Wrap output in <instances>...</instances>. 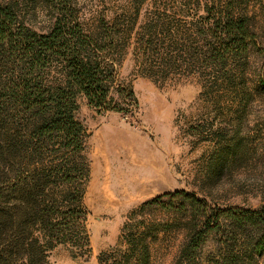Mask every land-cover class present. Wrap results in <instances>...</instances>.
Here are the masks:
<instances>
[{"label": "rangeland", "instance_id": "1", "mask_svg": "<svg viewBox=\"0 0 264 264\" xmlns=\"http://www.w3.org/2000/svg\"><path fill=\"white\" fill-rule=\"evenodd\" d=\"M3 1L15 3L37 30H48L55 17L66 13L101 31L116 18L117 27L130 33L122 47L112 48V105L125 112L99 109L82 93L76 97V117L87 132L90 172L83 201L91 250L79 256L59 245L49 253V264H100L101 255L122 240L133 212L157 196L162 204L139 216L156 227L150 264H173L186 227L204 217L189 206L186 195L210 208H264V0H234L256 37L246 58L230 61L228 68L240 78L229 84L208 81L204 64L190 59L188 51L181 58L185 61L148 58L137 41L150 33L161 36L163 18L175 43L169 48L186 51L181 33L226 0ZM131 90L136 103L130 95L124 100ZM178 191L184 195L171 196ZM214 253L210 242L203 260Z\"/></svg>", "mask_w": 264, "mask_h": 264}, {"label": "trees", "instance_id": "2", "mask_svg": "<svg viewBox=\"0 0 264 264\" xmlns=\"http://www.w3.org/2000/svg\"><path fill=\"white\" fill-rule=\"evenodd\" d=\"M234 2L221 1L181 33L186 51L169 48L175 43L161 18V36L138 37L142 56L177 61L188 51L190 59L202 61L208 81L236 83L240 77L229 63L247 57L256 33ZM77 17L63 13L42 31L21 17L15 3L0 2V264H49L59 245L79 256L91 250L83 201L90 172L87 132L76 117V97L82 93L99 109L125 112L112 105V48L122 47L130 33L117 27L116 18L101 31ZM128 96L136 103L132 90L124 100ZM161 198L133 212L122 240L101 255L100 264H150L156 227L139 216ZM185 198L204 217L186 227L173 264H264L257 260L264 256V208H210L195 196ZM210 242L215 253L206 262L202 254Z\"/></svg>", "mask_w": 264, "mask_h": 264}]
</instances>
